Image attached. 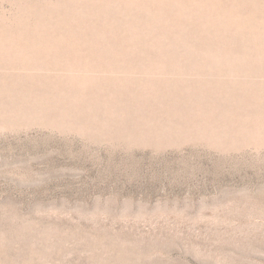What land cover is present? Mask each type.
<instances>
[{"label":"rangeland","instance_id":"rangeland-1","mask_svg":"<svg viewBox=\"0 0 264 264\" xmlns=\"http://www.w3.org/2000/svg\"><path fill=\"white\" fill-rule=\"evenodd\" d=\"M0 264H264V0H0Z\"/></svg>","mask_w":264,"mask_h":264},{"label":"bare ground","instance_id":"bare-ground-1","mask_svg":"<svg viewBox=\"0 0 264 264\" xmlns=\"http://www.w3.org/2000/svg\"><path fill=\"white\" fill-rule=\"evenodd\" d=\"M220 69V68H219ZM229 102V101H228Z\"/></svg>","mask_w":264,"mask_h":264}]
</instances>
